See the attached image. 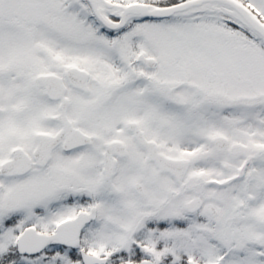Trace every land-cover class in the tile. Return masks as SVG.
I'll return each instance as SVG.
<instances>
[{"label":"snow or ice","instance_id":"6c2138e0","mask_svg":"<svg viewBox=\"0 0 264 264\" xmlns=\"http://www.w3.org/2000/svg\"><path fill=\"white\" fill-rule=\"evenodd\" d=\"M0 264H264V0H0Z\"/></svg>","mask_w":264,"mask_h":264}]
</instances>
